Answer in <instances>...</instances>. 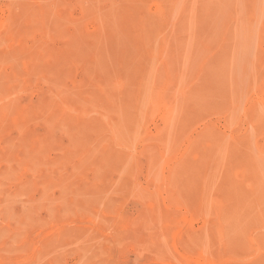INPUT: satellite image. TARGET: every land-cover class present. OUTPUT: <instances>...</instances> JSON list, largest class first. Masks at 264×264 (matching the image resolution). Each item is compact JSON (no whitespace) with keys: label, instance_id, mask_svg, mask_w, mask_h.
<instances>
[{"label":"rangeland","instance_id":"obj_1","mask_svg":"<svg viewBox=\"0 0 264 264\" xmlns=\"http://www.w3.org/2000/svg\"><path fill=\"white\" fill-rule=\"evenodd\" d=\"M0 264H264V0H0Z\"/></svg>","mask_w":264,"mask_h":264},{"label":"bare ground","instance_id":"obj_2","mask_svg":"<svg viewBox=\"0 0 264 264\" xmlns=\"http://www.w3.org/2000/svg\"><path fill=\"white\" fill-rule=\"evenodd\" d=\"M72 5V4H71ZM238 5V4H237ZM11 6V5H10ZM178 7V6H177ZM226 7V6H225ZM35 9V8H34ZM239 9H240V7H239ZM256 10H258V9H256ZM237 12V11H236ZM172 13V12H171ZM8 14V13H7ZM9 15V14H8ZM19 20V19H18ZM240 21V20H239ZM217 26V25H216ZM242 27V26H241ZM48 29V28H47ZM241 30H242V28H241ZM243 31V30H242ZM256 31V30H255ZM234 32V31H233ZM240 32V31H239ZM225 33V32H224ZM240 34V33H239ZM188 35V34H187ZM237 36V35H236ZM247 41V40H246ZM245 41V42H246ZM249 43H251V42H249ZM84 47V46H83ZM244 50V49H243ZM244 53V52H243ZM184 60V59H183ZM167 81V80H166ZM174 82V81H173ZM176 82V81H175ZM172 83V82H171ZM191 85V84H190ZM221 85V84H220ZM149 87V86H148ZM177 90V89H176ZM179 91V90H178ZM197 91V90H196ZM151 93V92H150ZM148 95V94H147ZM231 95V94H230ZM162 96V95H161ZM234 96V95H233ZM75 99V98H74ZM76 100V99H75ZM74 100V101H75ZM176 102V101H175ZM174 103V102H173ZM52 117V116H51ZM230 119V118H229ZM168 122V121H167ZM113 126V125H112ZM115 134V133H114ZM119 138V137H118ZM117 138V139H118ZM40 142V141H39ZM102 142H103V140H102ZM105 142V141H104ZM23 146V145H22ZM71 148V147H70ZM19 153V152H18ZM116 156H117V154H116ZM125 170V169H124ZM124 172V171H123ZM40 173V172H39ZM125 173V172H124ZM2 174V173H1ZM93 174V173H92ZM3 175V174H2ZM159 177V176H158ZM11 191V190H10ZM48 195V194H47ZM142 200V199H141ZM21 204V203H20ZM22 208V207H21ZM23 211V210H22ZM140 215V214H139ZM144 216V215H143ZM145 217V216H144ZM13 218V217H12ZM24 219H26V218H24ZM15 222V221H14ZM17 222V221H16ZM23 225V224H22ZM143 225V224H142ZM15 227V226H14ZM19 227V226H18ZM150 239V238H149ZM38 247V246H37ZM217 258V257H216ZM240 258V257H239ZM42 259V258H41ZM41 262V261H40ZM37 263V262H36Z\"/></svg>","mask_w":264,"mask_h":264}]
</instances>
